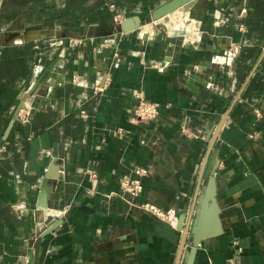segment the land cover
Listing matches in <instances>:
<instances>
[{
	"label": "crops",
	"instance_id": "crops-1",
	"mask_svg": "<svg viewBox=\"0 0 264 264\" xmlns=\"http://www.w3.org/2000/svg\"><path fill=\"white\" fill-rule=\"evenodd\" d=\"M169 1L0 0V264H187L202 214L194 264H264V0L152 21ZM230 41L239 55L214 63ZM136 90L154 122L132 123ZM137 168L133 201L119 183Z\"/></svg>",
	"mask_w": 264,
	"mask_h": 264
},
{
	"label": "built area",
	"instance_id": "built-area-1",
	"mask_svg": "<svg viewBox=\"0 0 264 264\" xmlns=\"http://www.w3.org/2000/svg\"><path fill=\"white\" fill-rule=\"evenodd\" d=\"M112 8L115 9V6H112ZM116 22L121 23L119 16L116 17ZM224 23V21H219L217 22V25ZM241 30H243V28H241ZM107 44L108 42L105 43V45ZM109 44L114 45L115 43L111 40ZM107 47L109 46L107 45ZM240 52L241 46L230 41L225 54L221 57H215L213 62L220 65H229ZM133 97L136 101V106L132 115V123L134 125H147L158 119L161 113V106L159 104L148 101L145 94L141 90L134 91ZM82 115L84 118L88 117L86 112H83ZM18 116L23 123H28L30 121L31 110L22 108L19 111ZM257 117H261V113L259 111L257 112ZM118 132L119 134H123L124 131L120 129ZM88 174L91 179L97 178V174L94 171H88ZM148 174L149 171L147 169L137 168L134 170L133 176L122 177L119 183L121 193L132 197L133 201L141 197L143 193V179L148 176ZM133 205L137 206L134 203ZM137 207L157 219L168 222L174 228L178 227V212L174 209L165 211L151 203L139 204Z\"/></svg>",
	"mask_w": 264,
	"mask_h": 264
},
{
	"label": "water",
	"instance_id": "water-1",
	"mask_svg": "<svg viewBox=\"0 0 264 264\" xmlns=\"http://www.w3.org/2000/svg\"><path fill=\"white\" fill-rule=\"evenodd\" d=\"M196 0H171L156 10H154L151 14V20L152 21H158L164 17L169 16L170 14L174 13L175 11L189 5L190 3L194 2ZM141 20L137 17L128 19L125 23L121 25V31L124 33H130L133 31L135 27H138L141 25ZM26 36V35H25ZM24 34H14L11 35V39L7 42V46L11 45L14 41L22 39L25 37ZM23 107V105H22ZM20 108V110L22 109ZM1 148V147H0ZM219 163H217L216 167L212 169L209 177L212 178L210 182V188L209 191L204 199V210L209 206V203H211L215 197L217 196V181L215 180V173L218 169ZM203 222V214L199 222H197L196 227L191 231L188 230L185 233V236L189 237L191 234L193 236V247L188 248V260L187 264H194L195 258L197 256V250L201 242L205 239V237L202 234L201 226ZM187 239V238H186Z\"/></svg>",
	"mask_w": 264,
	"mask_h": 264
}]
</instances>
